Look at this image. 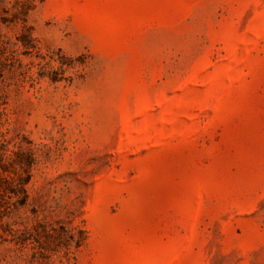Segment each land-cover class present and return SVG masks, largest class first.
Returning <instances> with one entry per match:
<instances>
[{
  "label": "rangeland",
  "instance_id": "rangeland-1",
  "mask_svg": "<svg viewBox=\"0 0 264 264\" xmlns=\"http://www.w3.org/2000/svg\"><path fill=\"white\" fill-rule=\"evenodd\" d=\"M33 259L264 264V0H0V264Z\"/></svg>",
  "mask_w": 264,
  "mask_h": 264
},
{
  "label": "trees",
  "instance_id": "trees-1",
  "mask_svg": "<svg viewBox=\"0 0 264 264\" xmlns=\"http://www.w3.org/2000/svg\"><path fill=\"white\" fill-rule=\"evenodd\" d=\"M36 254H37V253H34V256H33V257H35ZM69 254H70V253H64V256H65V257H69ZM32 262H34V259L31 260V261L29 262V264H32Z\"/></svg>",
  "mask_w": 264,
  "mask_h": 264
}]
</instances>
